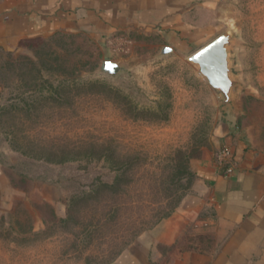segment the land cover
Returning a JSON list of instances; mask_svg holds the SVG:
<instances>
[{
	"label": "rangeland",
	"instance_id": "rangeland-1",
	"mask_svg": "<svg viewBox=\"0 0 264 264\" xmlns=\"http://www.w3.org/2000/svg\"><path fill=\"white\" fill-rule=\"evenodd\" d=\"M220 15L238 83L227 108L189 60L204 44L160 57L152 37L81 32L0 49V264H112L195 193L193 165L224 138L264 149V0ZM104 61L130 72L102 75Z\"/></svg>",
	"mask_w": 264,
	"mask_h": 264
},
{
	"label": "crops",
	"instance_id": "crops-1",
	"mask_svg": "<svg viewBox=\"0 0 264 264\" xmlns=\"http://www.w3.org/2000/svg\"><path fill=\"white\" fill-rule=\"evenodd\" d=\"M228 1L0 0V49L81 32L120 36L121 44L152 37L160 50L175 43L206 46L215 39ZM2 94L0 85V102ZM222 143L234 159L197 161L195 193L112 264H264V149L233 144L231 138ZM197 239L211 242L199 247L191 242Z\"/></svg>",
	"mask_w": 264,
	"mask_h": 264
},
{
	"label": "water",
	"instance_id": "water-1",
	"mask_svg": "<svg viewBox=\"0 0 264 264\" xmlns=\"http://www.w3.org/2000/svg\"><path fill=\"white\" fill-rule=\"evenodd\" d=\"M233 45L234 35L229 32L214 39L189 58L190 62L198 67L200 75L219 93L221 106L224 108L234 102L238 87L234 77ZM172 53V48L163 47L159 56L164 57ZM129 72L123 65L112 61H104L99 68L100 74L111 77Z\"/></svg>",
	"mask_w": 264,
	"mask_h": 264
},
{
	"label": "built area",
	"instance_id": "built-area-1",
	"mask_svg": "<svg viewBox=\"0 0 264 264\" xmlns=\"http://www.w3.org/2000/svg\"><path fill=\"white\" fill-rule=\"evenodd\" d=\"M217 161L220 164H227L234 159V153L230 148H224L217 154ZM232 169L228 170V173H232Z\"/></svg>",
	"mask_w": 264,
	"mask_h": 264
},
{
	"label": "trees",
	"instance_id": "trees-1",
	"mask_svg": "<svg viewBox=\"0 0 264 264\" xmlns=\"http://www.w3.org/2000/svg\"><path fill=\"white\" fill-rule=\"evenodd\" d=\"M172 214H173V211H171V212H169L168 214H166L165 216H163L162 219H161L156 225H158L162 220H164V219L170 217Z\"/></svg>",
	"mask_w": 264,
	"mask_h": 264
}]
</instances>
